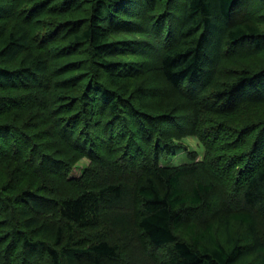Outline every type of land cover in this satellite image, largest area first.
<instances>
[{
  "label": "trees",
  "instance_id": "obj_1",
  "mask_svg": "<svg viewBox=\"0 0 264 264\" xmlns=\"http://www.w3.org/2000/svg\"><path fill=\"white\" fill-rule=\"evenodd\" d=\"M254 3L264 0H0V19L18 21L9 32L0 27V264H121L120 243L92 232L107 208L134 211L113 216L112 225L125 238L138 232L153 252L164 250L159 264H264L263 236L249 212L264 216V119L234 129L228 123L222 128L218 119L264 101V68L223 85L214 74L229 50L247 45L252 53L264 51V34L251 19ZM83 7L86 16L72 15ZM145 23H155L150 30L159 48L112 39L130 25L143 32ZM85 49L87 59L72 60ZM138 51L154 54L155 63L110 72L120 67L110 57L121 53L136 61ZM148 65L181 93L180 101L154 94L158 111H140L149 105L145 92L138 80L127 82ZM75 67L81 73L74 76ZM185 107L197 115L192 134L203 133L206 150L203 165L190 169L212 167L241 189L247 212L221 215L204 227L186 220L192 210L212 208L214 185L200 182L188 190L182 183L188 166L161 162L159 148L172 149L167 139L178 134L166 133L160 122ZM118 129L125 141L116 140ZM229 131L235 141L221 137ZM98 142H106L111 155L122 150L121 156L97 155ZM83 157L95 165L100 159L139 166L145 175L133 195L135 189L119 180L97 187L89 179L70 180L71 165ZM139 158L144 161L137 165ZM129 217L136 225L126 222Z\"/></svg>",
  "mask_w": 264,
  "mask_h": 264
},
{
  "label": "rangeland",
  "instance_id": "obj_2",
  "mask_svg": "<svg viewBox=\"0 0 264 264\" xmlns=\"http://www.w3.org/2000/svg\"><path fill=\"white\" fill-rule=\"evenodd\" d=\"M21 5L25 6L26 4L22 3ZM69 6L72 7L73 5L68 4V7ZM84 7L83 10L79 12H75L72 15L77 17L86 16L87 12H84ZM252 10L253 11L250 13L251 15L253 14L251 19H253V21H255L259 25L261 31L264 34V4L254 3L252 5ZM10 14L11 12L8 11V15ZM242 15H245V10L242 13ZM178 18H181V16H179ZM178 18H176V20H174L173 22L174 25L172 27L173 31H175L176 27H178L177 25L180 23ZM240 18H241V14H240ZM8 19H10L9 16L6 18V20ZM14 19L17 18H13L12 20H8L7 22L5 19L2 20L0 19V27H2V25H6L5 31L9 32L14 27L15 23L18 22L17 20ZM139 21L143 22L144 20H139ZM153 24L145 23L144 25H146L145 27L146 29L143 32L133 29V26L130 25L129 26L130 28H125L124 31L119 30L117 34L113 35L112 39H122L123 41L125 40V38H130L131 40L134 41L137 40V42L146 41L150 47L156 46L157 48H159L160 42L157 39L158 38L157 32L155 30H150V28L151 29L154 28ZM42 32H44V27L35 33H42ZM142 45H143L142 43L135 44V46L139 48H141ZM243 47L236 48L234 50H229L226 52L220 66L216 71H214L215 80L216 82H219L217 85H223L222 83L231 81L238 75L243 74L245 72L253 73L255 71L264 68V51L252 53L253 50L248 48L247 45ZM162 48L163 46L160 49ZM81 51L83 52H81L79 55H76V57L73 55L72 60L82 61L84 59H87L88 57L87 54H89L88 50L85 49ZM137 53L138 55L135 57L136 61H133L132 57L123 58L121 53H118L116 57H110L112 59H115L118 62V64H120L119 65L120 67L115 68L113 69V71L110 72H120V71L125 72L130 67L137 68L138 64L141 65V62L146 60H149L148 61L149 64L155 63V59L153 56L154 54H149L150 56L149 57L146 56L145 55L146 53L144 52L138 51ZM125 59H128V62H125L124 61ZM148 66L151 67L149 71L147 70ZM148 66L145 68V70L143 69V71L140 72L142 76H138L139 78L135 79L134 78L135 75H133L134 77H131L129 79V82H127L129 84V83H134V81L138 80L140 82L139 85L143 88V91L145 92L144 95L146 98L145 102L149 105L145 108L146 110L141 109L140 111H145L146 113H148L149 108L150 110L155 109L156 111H158V109L160 108L159 104H161V102L159 98L157 99L154 98V94L159 95L162 100L167 98L168 100H170L175 97L174 99L175 102L180 101L179 96L181 93L179 91H173L171 87L168 85V83L163 79V77L158 72H156L154 68H152V65H148ZM78 69L79 67L73 68L72 75L74 76L79 75L81 72ZM249 95L252 94H248V96ZM152 103H155L153 105L154 107H152ZM235 103L233 102V104H231L230 107L234 108V106L237 105ZM213 104L214 103L210 100H208V102L206 103L207 107H212ZM247 106L248 107L242 110L240 108V110L237 113L229 116L230 118L228 117H224L222 119L218 118L220 120L219 125L222 127L228 123L229 127L231 129H234L236 127L245 126L248 123H252L253 121L256 120L259 121L264 119V101L261 103H256ZM230 107L228 106V108ZM194 109L199 114V109L196 107H194ZM177 112H178V116H176L173 120H166V122H160L161 123L160 125L162 127H166L167 129L166 133L170 135H174L172 133L178 134V136H174L172 139L169 138L167 139L172 149L168 148L164 150L163 148H159V151L162 155L161 162L168 165H176V166L184 165L186 167L188 166V169L186 170L182 180L183 185L188 190L193 189L200 182L214 185V190L209 199L210 203L212 204L211 206L212 208L208 209L204 206L198 210H192L190 211L192 214L189 213L186 220L189 223H198L200 227H204L210 222L218 221L221 215H229L232 214L233 212H239V211L247 212L248 208L245 207L241 201V197H242L241 189L230 186L226 178L223 177L221 174L220 175L216 174L213 171L212 167L206 166L199 168L198 170H196L195 168L190 169L191 164H197L201 162V165H203L204 162L203 160L205 159L206 156V150L202 146L203 145L201 143L202 141H200L201 140L200 136L202 135L203 137V133L199 132L198 130L197 132L192 134L194 131L192 121L197 119V115L192 109L190 110L185 107L183 112L181 111H177ZM98 115L99 112H96L94 114L95 118H97ZM144 122L147 123V120L144 119ZM144 126L151 127V124L149 123L146 125L144 123ZM93 127L92 125L90 126V128ZM101 129L102 128L96 130L92 129V130L94 133H100L102 132ZM117 131L119 132V134L116 135V140L125 141L127 138L125 137V134L122 133L123 131H121V129L120 130L118 129ZM61 133L62 131L59 129L58 134L60 135ZM220 134L222 138L223 137L225 138V140L232 139V141H235L233 140L234 139L233 131L225 132L224 134L223 132H220ZM138 137L139 135H136L135 139L136 141L140 142ZM50 139L51 136L49 140ZM106 145H107L106 142H103V144H100V142H98V144H96L97 155L98 153H100L104 156H109V157L112 156L113 158L116 157V155L121 156L120 153L122 150H119V152H116L115 154L111 155L110 152L112 151L107 150ZM152 146L156 147V143L153 142L151 144V147ZM138 147L140 148V146ZM133 151H135V148L133 149ZM222 153H223L222 150L218 148L217 155H222ZM97 155L96 158L98 157ZM134 155L137 156L136 154ZM143 161H144L143 158H139V162L137 165H140ZM125 165L126 163L124 165H116V167L110 166L107 165L105 161H101L100 159H97L95 165L94 162L91 161L89 158L83 157L77 162H75L73 165H71V169H70L71 172L69 179L70 180L82 179L83 181H86L85 179H89L88 180L89 183L92 184V186H96V187L110 180L113 181L119 180L123 183H126L129 187L135 189V190L130 189L132 193L131 195H133L134 193H136L135 191H136L137 182L138 180L141 179L140 178L141 176L139 177L140 173L142 174V177L145 174L142 173L141 171L140 172L138 171L139 166H137V168H134L135 170H133L131 166H127V165L125 166ZM125 168H130V169H125ZM71 185L73 186V188L82 187V186H77L79 184H71ZM206 209L207 212L204 213V210ZM126 211L134 213V211L130 210L129 208L126 210L123 208L112 209V210H110V208L105 209L104 212L102 213L101 225L97 227L95 231L94 230L92 231L94 233L93 235H96V239L108 238L111 239V241L116 244L120 243L121 252H122L121 264H159V262L161 263L162 260H165L164 250L153 252V250L149 248L147 243H145L141 239L142 237L138 232L135 234L136 236L130 234L125 238V236H123L120 233V231L112 225L113 224L111 221L112 217L117 214H119L121 217H124L126 216L124 214L126 213ZM249 212H251L256 217L259 223L258 234L261 237L263 236L262 238L264 240V216L257 211H249ZM128 221L129 223L131 222L132 225H136L132 217L131 218L129 217V219L126 220V222ZM133 229L137 231L136 227H133Z\"/></svg>",
  "mask_w": 264,
  "mask_h": 264
}]
</instances>
